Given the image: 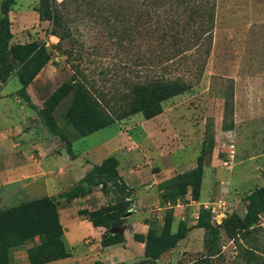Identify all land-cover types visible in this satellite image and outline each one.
<instances>
[{
  "label": "rangeland",
  "instance_id": "obj_1",
  "mask_svg": "<svg viewBox=\"0 0 264 264\" xmlns=\"http://www.w3.org/2000/svg\"><path fill=\"white\" fill-rule=\"evenodd\" d=\"M37 6L38 0H14L8 16L10 44L43 45L51 53L27 87L41 107L72 73L63 52L71 44L50 35L51 23L39 19ZM79 30L84 40L81 67L97 86L132 77L120 65L136 58L137 49L124 53L105 35L84 25ZM139 43V53L147 54L152 43ZM96 46L101 48L94 50ZM198 59L199 79L165 100L159 115L145 119L135 113L85 136L65 124L72 98L67 92L53 114L71 142L73 158L63 153L65 142L49 133L16 94V75L0 81V210L47 196L56 203L62 227L67 255L40 264H264V190H258L264 189V0H216L209 53ZM204 144L198 200L191 197L190 186L175 200L167 199L164 186L195 170ZM2 155L10 156L11 163ZM109 157L134 188V204L125 215L124 242L102 247L104 228L94 227L81 212L115 202L120 195L116 187L96 185L70 200L64 194ZM256 191L255 198L247 199ZM233 212L251 218L248 231L237 230L234 238L221 227ZM166 216L171 231L186 228L185 236L157 259H146V235L159 236ZM200 219L209 221L214 233L198 226ZM42 242L36 237L13 250L12 264H30L28 248ZM42 246L45 253L54 249Z\"/></svg>",
  "mask_w": 264,
  "mask_h": 264
},
{
  "label": "trees",
  "instance_id": "obj_2",
  "mask_svg": "<svg viewBox=\"0 0 264 264\" xmlns=\"http://www.w3.org/2000/svg\"><path fill=\"white\" fill-rule=\"evenodd\" d=\"M13 2L2 0L0 3V81L5 83L12 74L16 75L19 83L16 94L36 112L49 133L65 142L67 154L72 158L75 154L71 142L53 114L67 92H72V98L63 119L78 136L88 135L135 113H141L145 119L156 117L162 112L165 100L186 91L199 79L202 65L197 66L195 62L202 54L209 53L216 8V0H38V17L51 23L50 35L56 36L58 42L67 40L71 44L63 52L72 70L69 79L39 107L32 101L27 87L50 61L51 53L43 45L10 44L8 13ZM79 25L105 35L124 53L137 49L136 58L130 63L121 61L120 65L132 77H118V82L109 87L97 86L93 77L85 74L81 67L84 40ZM144 40L152 43L147 54L139 53V42ZM77 44L81 48H75ZM92 48L97 50L101 46ZM206 146L204 144L197 156L195 170L172 178L164 186L167 199L175 200L190 186L191 197L198 200ZM192 174L196 175L195 180L190 179ZM109 183L120 194L116 201L94 211L81 212L94 227H104L102 247L124 242L125 215L134 204V189L118 173L115 159L109 157L94 164L80 183L64 194L70 200L90 193L96 185L105 189ZM257 195V191L256 195L251 192L247 199ZM203 211L201 209L200 213ZM250 219L248 214L240 216L233 212L221 227L234 238L237 230L248 231ZM197 225L210 234L215 231L207 220L200 219ZM185 233L186 228L172 232L171 218L166 216L159 236L147 233L145 258L157 259L184 238ZM36 237H42L43 242L28 248L30 264L67 255L53 198L44 196L0 210V264H10L12 250ZM138 237L134 235L135 239L143 240ZM152 241L156 243L153 248ZM43 243L54 249L43 252Z\"/></svg>",
  "mask_w": 264,
  "mask_h": 264
},
{
  "label": "crops",
  "instance_id": "obj_3",
  "mask_svg": "<svg viewBox=\"0 0 264 264\" xmlns=\"http://www.w3.org/2000/svg\"><path fill=\"white\" fill-rule=\"evenodd\" d=\"M64 151H63V153H65V154H67V151H66V147H65V149H63ZM68 155V154H67ZM69 156V155H68ZM70 157V156H69ZM2 158L4 159V161L5 162H7L8 164H10L11 163V161H10V156H7V155H2ZM127 184V183H126ZM128 185V184H127ZM129 186V185H128ZM133 188V187H132ZM134 189V188H133ZM135 225H136V222H135ZM97 228H100V227H97ZM104 228V227H103ZM145 229V228H144ZM104 232V231H103ZM67 241L70 243V241H69V239H68V237H67ZM18 249V248H17ZM13 250H16V249H13ZM12 250V251H13ZM12 260H13V258H12V252H11V263L10 264H12ZM95 264H101L99 261H96L95 262Z\"/></svg>",
  "mask_w": 264,
  "mask_h": 264
}]
</instances>
